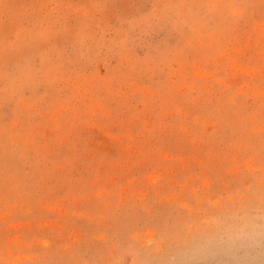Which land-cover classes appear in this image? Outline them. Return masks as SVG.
<instances>
[{"label":"rangeland","instance_id":"rangeland-1","mask_svg":"<svg viewBox=\"0 0 264 264\" xmlns=\"http://www.w3.org/2000/svg\"><path fill=\"white\" fill-rule=\"evenodd\" d=\"M241 210L264 0H0V264H264L218 227Z\"/></svg>","mask_w":264,"mask_h":264},{"label":"clouds","instance_id":"clouds-1","mask_svg":"<svg viewBox=\"0 0 264 264\" xmlns=\"http://www.w3.org/2000/svg\"><path fill=\"white\" fill-rule=\"evenodd\" d=\"M217 223L229 244L236 250L251 247L264 237V215L253 211L241 210L221 218ZM199 251L203 249H194V252Z\"/></svg>","mask_w":264,"mask_h":264}]
</instances>
